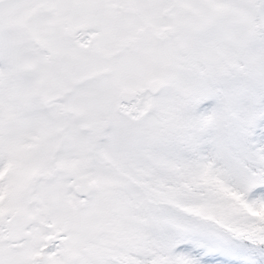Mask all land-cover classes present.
Here are the masks:
<instances>
[{"label":"snow or ice","instance_id":"6c2138e0","mask_svg":"<svg viewBox=\"0 0 264 264\" xmlns=\"http://www.w3.org/2000/svg\"><path fill=\"white\" fill-rule=\"evenodd\" d=\"M0 264H264V0H0Z\"/></svg>","mask_w":264,"mask_h":264}]
</instances>
